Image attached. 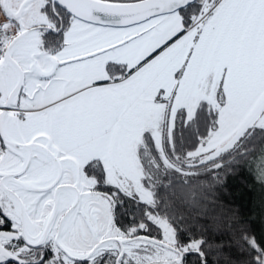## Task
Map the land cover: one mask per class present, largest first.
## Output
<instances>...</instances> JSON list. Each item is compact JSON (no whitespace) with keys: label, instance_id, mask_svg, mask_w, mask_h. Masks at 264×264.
<instances>
[{"label":"snow or ice","instance_id":"1","mask_svg":"<svg viewBox=\"0 0 264 264\" xmlns=\"http://www.w3.org/2000/svg\"><path fill=\"white\" fill-rule=\"evenodd\" d=\"M245 169L264 0H0V264H264Z\"/></svg>","mask_w":264,"mask_h":264},{"label":"trees","instance_id":"2","mask_svg":"<svg viewBox=\"0 0 264 264\" xmlns=\"http://www.w3.org/2000/svg\"><path fill=\"white\" fill-rule=\"evenodd\" d=\"M224 200V207L229 210V226L232 219L236 222L255 220L257 229L264 226L260 216L261 190L258 184H254L253 176L247 169L228 178ZM220 227L223 228L224 225Z\"/></svg>","mask_w":264,"mask_h":264}]
</instances>
